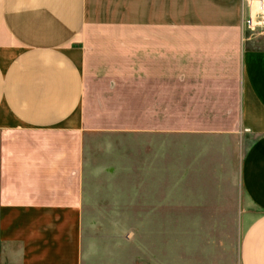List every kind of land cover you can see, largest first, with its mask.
<instances>
[{
    "label": "crops",
    "instance_id": "0c3cea01",
    "mask_svg": "<svg viewBox=\"0 0 264 264\" xmlns=\"http://www.w3.org/2000/svg\"><path fill=\"white\" fill-rule=\"evenodd\" d=\"M241 25V0H0L4 264H84L89 158L116 136L172 138L175 186L221 188L196 201L235 230L190 250L264 264V49Z\"/></svg>",
    "mask_w": 264,
    "mask_h": 264
},
{
    "label": "rangeland",
    "instance_id": "374dc122",
    "mask_svg": "<svg viewBox=\"0 0 264 264\" xmlns=\"http://www.w3.org/2000/svg\"><path fill=\"white\" fill-rule=\"evenodd\" d=\"M241 35L247 47L264 49V35L244 34L242 27ZM251 143L246 137V147ZM89 160L84 264L222 263L219 249L190 250V230H235L238 220L216 217L221 214L219 202L196 201L219 198L221 188L175 186L172 138L100 139ZM210 173L201 174L210 179ZM3 252L0 248V256ZM5 264H10L8 257Z\"/></svg>",
    "mask_w": 264,
    "mask_h": 264
},
{
    "label": "built area",
    "instance_id": "2783aa9c",
    "mask_svg": "<svg viewBox=\"0 0 264 264\" xmlns=\"http://www.w3.org/2000/svg\"><path fill=\"white\" fill-rule=\"evenodd\" d=\"M242 31L264 35V0H241Z\"/></svg>",
    "mask_w": 264,
    "mask_h": 264
}]
</instances>
